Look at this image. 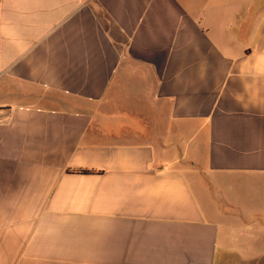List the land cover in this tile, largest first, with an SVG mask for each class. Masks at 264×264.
Segmentation results:
<instances>
[{
  "label": "crops",
  "instance_id": "0c3cea01",
  "mask_svg": "<svg viewBox=\"0 0 264 264\" xmlns=\"http://www.w3.org/2000/svg\"><path fill=\"white\" fill-rule=\"evenodd\" d=\"M0 264H264V0H0Z\"/></svg>",
  "mask_w": 264,
  "mask_h": 264
},
{
  "label": "rangeland",
  "instance_id": "374dc122",
  "mask_svg": "<svg viewBox=\"0 0 264 264\" xmlns=\"http://www.w3.org/2000/svg\"><path fill=\"white\" fill-rule=\"evenodd\" d=\"M194 185V189L196 190V193L198 194V197L200 199V201L202 202V199H201V196H200V193H199V188L198 186H196V184L192 183ZM257 257V256H256Z\"/></svg>",
  "mask_w": 264,
  "mask_h": 264
},
{
  "label": "trees",
  "instance_id": "16d2710c",
  "mask_svg": "<svg viewBox=\"0 0 264 264\" xmlns=\"http://www.w3.org/2000/svg\"><path fill=\"white\" fill-rule=\"evenodd\" d=\"M76 173H81V174H86V173H91V171L88 170H78Z\"/></svg>",
  "mask_w": 264,
  "mask_h": 264
}]
</instances>
